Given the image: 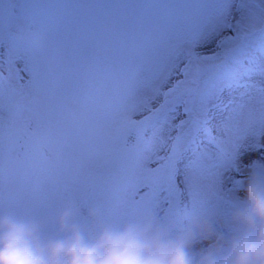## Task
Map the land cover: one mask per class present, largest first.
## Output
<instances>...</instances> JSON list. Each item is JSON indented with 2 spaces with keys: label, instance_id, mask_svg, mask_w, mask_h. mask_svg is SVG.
Instances as JSON below:
<instances>
[{
  "label": "snow or ice",
  "instance_id": "obj_1",
  "mask_svg": "<svg viewBox=\"0 0 264 264\" xmlns=\"http://www.w3.org/2000/svg\"><path fill=\"white\" fill-rule=\"evenodd\" d=\"M254 165L264 0H0V203L172 211Z\"/></svg>",
  "mask_w": 264,
  "mask_h": 264
},
{
  "label": "clouds",
  "instance_id": "obj_2",
  "mask_svg": "<svg viewBox=\"0 0 264 264\" xmlns=\"http://www.w3.org/2000/svg\"><path fill=\"white\" fill-rule=\"evenodd\" d=\"M242 179L227 237L207 218L194 222V231L177 235L146 218L104 225L89 238L70 209L57 216L49 235L43 221L3 214L0 264H264V176L249 172ZM195 237L210 242L194 251Z\"/></svg>",
  "mask_w": 264,
  "mask_h": 264
},
{
  "label": "rangeland",
  "instance_id": "obj_3",
  "mask_svg": "<svg viewBox=\"0 0 264 264\" xmlns=\"http://www.w3.org/2000/svg\"><path fill=\"white\" fill-rule=\"evenodd\" d=\"M229 34L231 33L228 31L222 33V35ZM210 50L211 46L198 49V51L205 53ZM254 80L258 83L260 82L259 77H254ZM249 172L264 176V167L254 165L248 170L246 176ZM243 183L242 179L230 192L208 194L195 204L189 202L172 211H168L163 207H154L141 203L132 206L126 214L119 216L108 214L96 203L82 207L79 205L77 199L71 195L58 200L51 207L34 209L21 198L15 189L9 190L5 188L3 202L0 203V215L11 214L21 218L43 221L45 222V235H49L53 234L56 230L57 216L62 211L70 209L73 213V222L78 223L82 227L86 237L89 238L104 225L121 227L126 223L146 218H151L159 224L170 226L171 234L177 235L188 230L194 231V222L207 218L213 223L218 233H222L227 237L231 235L229 217L232 210L239 206V188ZM209 242L195 237L193 250L203 249L207 247Z\"/></svg>",
  "mask_w": 264,
  "mask_h": 264
}]
</instances>
